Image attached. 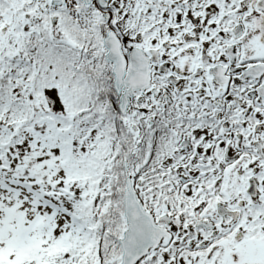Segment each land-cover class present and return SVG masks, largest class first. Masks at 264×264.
<instances>
[{
	"label": "snow or ice",
	"instance_id": "snow-or-ice-1",
	"mask_svg": "<svg viewBox=\"0 0 264 264\" xmlns=\"http://www.w3.org/2000/svg\"><path fill=\"white\" fill-rule=\"evenodd\" d=\"M0 264H264V0H0Z\"/></svg>",
	"mask_w": 264,
	"mask_h": 264
}]
</instances>
